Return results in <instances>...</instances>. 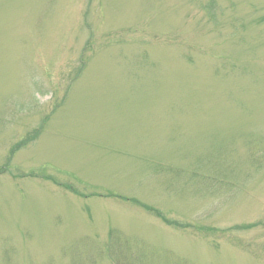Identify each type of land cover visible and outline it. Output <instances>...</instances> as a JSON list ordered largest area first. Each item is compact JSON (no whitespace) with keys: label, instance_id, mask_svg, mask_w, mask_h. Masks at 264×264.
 <instances>
[{"label":"rangeland","instance_id":"obj_1","mask_svg":"<svg viewBox=\"0 0 264 264\" xmlns=\"http://www.w3.org/2000/svg\"><path fill=\"white\" fill-rule=\"evenodd\" d=\"M0 264H264V0H0Z\"/></svg>","mask_w":264,"mask_h":264},{"label":"trees","instance_id":"obj_2","mask_svg":"<svg viewBox=\"0 0 264 264\" xmlns=\"http://www.w3.org/2000/svg\"><path fill=\"white\" fill-rule=\"evenodd\" d=\"M36 136H37V133H36V135L33 136L32 139H34ZM28 140H30V138L26 139L24 142H22V143L19 144V145L26 144V142H27ZM16 147H17V146H15V147L13 148V151H12L11 153H13V152L15 151ZM130 202H132V203L138 205L139 207H142V208L145 209L146 211H149V212H151V213H153V214H155V215H159V216L163 219V221H164L165 223H167V224H172L171 222H168V220L165 219L163 216H161L159 210L157 211L156 209H154V208H152V207H150V206H148V205H146V204H144V203H141V202H139L138 200L133 199V198H130ZM173 223L175 224V221H174ZM177 224H178V223H177ZM251 226H252V225H248V224L245 225V224H243V225H235L234 228L248 229V228H250Z\"/></svg>","mask_w":264,"mask_h":264}]
</instances>
